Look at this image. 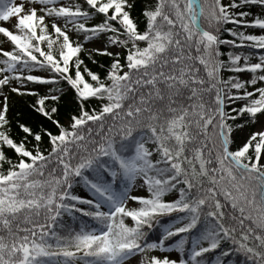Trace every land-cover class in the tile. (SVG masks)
Here are the masks:
<instances>
[{
  "label": "snow or ice",
  "instance_id": "obj_1",
  "mask_svg": "<svg viewBox=\"0 0 264 264\" xmlns=\"http://www.w3.org/2000/svg\"><path fill=\"white\" fill-rule=\"evenodd\" d=\"M249 4L264 9L156 0L141 30L131 0H0V264H225L232 252L264 264V51L220 50H264V12L246 19ZM225 24L260 34L224 40ZM86 51L111 59L93 70ZM8 91L34 97L53 127L17 121L13 138ZM66 94L75 110L62 121ZM238 118L260 128L231 150ZM65 212L90 221L62 235Z\"/></svg>",
  "mask_w": 264,
  "mask_h": 264
},
{
  "label": "trees",
  "instance_id": "obj_2",
  "mask_svg": "<svg viewBox=\"0 0 264 264\" xmlns=\"http://www.w3.org/2000/svg\"><path fill=\"white\" fill-rule=\"evenodd\" d=\"M133 7L130 10V15L133 18L134 22L137 23L138 28L139 29H143L145 27V17L143 16V12L146 8H150V7H154V4L156 2V0H131ZM223 2V0H222ZM80 3L81 6L83 7L85 4V0H65V4L67 5H71L74 6L75 4ZM242 10L245 11H249L251 13V15H249L248 17H246V19L252 20L255 18V16L259 15L264 9H262L259 5H245L244 8ZM39 14V13H38ZM47 22V21H46ZM89 24L95 23V20H90L88 22ZM205 27H207L206 23L204 24ZM224 31H222L220 33V37L221 39L224 40H233L236 39L234 37H232L230 35V33L226 30L228 28H233V29H239V30H243L246 32V34L248 33H254L257 29H253V28H243L242 26H238V25H234V24H225L224 26ZM2 42V39L0 38V44ZM239 41H237L238 43ZM220 50L221 52L225 53V55H223L221 57V59L227 60V52L229 50L232 51H245V52H261L264 50L261 49H251V48H247V49H235L233 48L231 45H227V44H221L220 45ZM85 63L92 68L93 70H99V71H103V69L100 68L101 64H106L108 60H110V57H98L97 59V63L93 64L91 62V60L88 59V53L87 51L84 53L83 56ZM258 59V57H252L253 61H256ZM243 74H249L250 73H243ZM241 76V74H237V73H231V72H224L222 73V76L225 80L228 79L229 76ZM260 83H264V82H259L258 81V85ZM249 90H251V85L248 86ZM228 88L227 86H225V91H227ZM232 92H235V89H231ZM9 97L8 103H9V111H8V117L9 120L11 122V131H10V135L15 138L16 140H20L23 138L24 133L22 132V130L19 129L17 121H21L24 123H27L31 126H33L34 128H38L41 124H43L44 126L50 127L52 128L53 126L51 125L50 121L45 120L44 118L40 117L39 114L35 113L32 110V103L34 101V97L29 96V95H18L16 93H11L10 91H8L6 93ZM67 99L65 100V102H63L60 105V119L62 121L66 120L68 117V114L72 111L75 110V104L72 102V98L70 95L66 94ZM235 105H230V104H226V108H231L234 107ZM259 115V114H258ZM229 123L233 124V130L231 133V137L232 134L241 130H246L248 131L249 135L251 134V132L255 131L258 122L253 123L250 119L249 120H244L242 118H238L237 121L233 122V121H229ZM236 124H241V127H236ZM54 130V128H53ZM239 145L238 141L233 140V143L230 145V149L231 150H235ZM251 151V149H250ZM6 154L9 157H12L13 159L14 157V153L12 152V150L10 149H6ZM262 162H264V156H262ZM8 166L5 165V168H7ZM259 199V197H258ZM176 214H173V216H175ZM40 219H43V215H41ZM161 221V224H164L165 222L169 221L171 218L168 216H164V217H160L159 218ZM62 220V224L63 226H58L57 227V231L58 233L62 234V235H68L69 233L78 231L79 228L81 227L82 224L85 223H89L90 218L88 217H82L80 213H75L74 216L73 215H69L67 212L63 213V216L61 218ZM127 222V221H126ZM162 232V228L160 225H155L153 229L148 230V237L147 239L149 240V242L155 241L156 238L161 234ZM238 232H239V228H238ZM238 234V233H237ZM169 242H166V244ZM229 246L231 247V245L229 244ZM220 250L217 249L215 250V253H218ZM155 253H159L160 257H164L167 256V254L165 253V251H155L151 254H155ZM215 253H209L207 254L209 257H213L215 255ZM78 256H83V253H78ZM86 259H91L86 258ZM221 259L225 262V264H251L250 261H247L246 256L243 253H238V252H232L229 254V256L227 257H221ZM74 264H85V259H77Z\"/></svg>",
  "mask_w": 264,
  "mask_h": 264
},
{
  "label": "rangeland",
  "instance_id": "obj_3",
  "mask_svg": "<svg viewBox=\"0 0 264 264\" xmlns=\"http://www.w3.org/2000/svg\"><path fill=\"white\" fill-rule=\"evenodd\" d=\"M16 2L17 3H23V4L26 5V7L29 4V0H16ZM63 2L65 3V0H63ZM262 12H264V10ZM13 20H14V18H13ZM6 26H9L11 28V30L16 31L15 28H14V26H13V21L7 22V25ZM255 34H260V30L257 29L255 31ZM0 38L2 39V42L0 44V47H3L4 46V42L6 41V38L2 34H0ZM243 76H250V75L249 74H241V77H243ZM259 128H260V124L258 122L255 131L258 130ZM248 136H249L248 131L241 130V131H238V132L233 133L232 134V139L235 140V141H238L239 144H242ZM85 192H86V190H84L83 188H78L76 194H85ZM127 222H129V221H127ZM165 253L170 258L173 257V256H178L179 255L178 253L170 252V251H165ZM155 255H157V256L160 257V254L159 253H155ZM138 257L142 261L144 259V254L143 253H140V254H138ZM126 264H127V262H126Z\"/></svg>",
  "mask_w": 264,
  "mask_h": 264
}]
</instances>
